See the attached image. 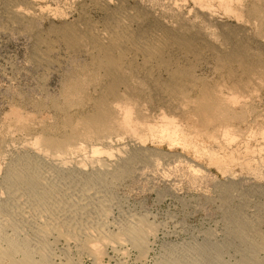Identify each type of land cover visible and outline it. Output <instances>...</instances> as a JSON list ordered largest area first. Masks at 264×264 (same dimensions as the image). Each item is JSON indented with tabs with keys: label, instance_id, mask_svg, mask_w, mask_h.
I'll use <instances>...</instances> for the list:
<instances>
[{
	"label": "bare ground",
	"instance_id": "obj_1",
	"mask_svg": "<svg viewBox=\"0 0 264 264\" xmlns=\"http://www.w3.org/2000/svg\"><path fill=\"white\" fill-rule=\"evenodd\" d=\"M73 1L83 13L94 15V18L81 26L68 25L64 21L63 30H58L57 36L60 34V39L71 43L78 39L77 46L90 56L91 62L65 83L62 106L53 104L54 109L60 111L59 120L53 125L44 124L40 129H32L23 144L25 152L12 155L5 174L10 197L4 204L0 203V264L38 262L33 260L36 251L24 246L32 237L20 229L23 217L29 218L24 221L25 228L30 223L35 225V239L41 238L45 230L55 228L70 240L75 227L81 228L79 239L94 255L101 253L109 241L129 240L143 247L144 233L150 229L149 225L142 232L137 223L121 225L115 222L120 225V232L113 234L110 230V234L107 223L103 222L110 210L108 205L107 210L108 202L103 195L112 193L113 182L121 179L137 162L158 163L159 155L155 158V154L144 152L147 149L139 144H144L150 135L157 136L158 141L168 140L171 147L175 144H194L195 147L197 140L203 138L204 143L210 144H206V148L211 146L208 148L209 159L214 164L224 163L226 157H218L216 149L226 147L228 150V146L222 147L238 142V137L243 136L239 127L248 121L252 102L264 96V63L252 60L236 47L241 36L246 34L264 50V0H260L262 6L255 10L246 0H189L191 9L207 19H218L215 17L218 12L236 18L238 31L223 40L203 28L190 34L188 31L193 22L185 14L182 20L145 14L133 4L130 6L131 0ZM177 1L174 2L176 5ZM0 4H4L7 15L14 19H33L46 7L40 0L16 4L0 0ZM245 6L250 7L249 10ZM237 40V45H232ZM167 53L176 57L186 55L190 59L204 53L216 55L221 74L209 84L188 79L180 68L179 59L163 64ZM157 72L165 73L167 79L163 82L152 80ZM151 92L154 93L153 102L150 101ZM15 110L14 119L10 118L23 126L25 115ZM260 136L264 139V126ZM125 138L137 148L124 157ZM85 148L92 151L89 160L85 155L84 159L77 157ZM230 156L233 161L234 154L230 153ZM4 210H9V214ZM14 211L20 214L17 219L12 217ZM8 227L12 229L9 235L6 233ZM66 228L71 231H64ZM37 252L42 256L41 263L45 264L47 251L41 248ZM21 254V261H17L15 256Z\"/></svg>",
	"mask_w": 264,
	"mask_h": 264
},
{
	"label": "rangeland",
	"instance_id": "obj_2",
	"mask_svg": "<svg viewBox=\"0 0 264 264\" xmlns=\"http://www.w3.org/2000/svg\"><path fill=\"white\" fill-rule=\"evenodd\" d=\"M9 1L15 4L24 2V0ZM67 1L40 0V4L48 7H45L46 14L42 11L33 19L11 18L7 15L4 4H0V145L3 146V149H0V203L3 202L2 204L10 197L5 186V174L12 155L25 152L23 144L25 145L32 129L53 125L59 120L60 111L54 109L53 104L62 106L64 103L62 91L65 83L91 62L90 56L77 46L78 39H73L71 43L60 39V34L59 38L57 36L58 30H63L64 23L81 26L94 18V15L83 13L77 2ZM178 1L179 5L174 3L175 0H131L129 4L130 6L133 4V7H137L145 14L149 12L171 20H182L185 14L193 22L191 30L188 31L190 34L199 32L203 28L202 30H206L207 33L214 34L218 40H223L231 38V35H235L238 31L239 22L235 17L218 12L215 16L218 19L210 17L207 19L198 11L191 9L192 3L189 0ZM246 1L253 10L262 6L260 0ZM246 8L249 10L250 7ZM237 43L238 40L236 43L232 42V45L236 46ZM238 45L236 47H240V50L252 60L264 63V50L260 49L251 35L241 36ZM210 55L198 54L190 59L191 57L186 55L176 57L167 53L162 62L166 65L179 59L180 68L186 78L209 84L215 82L222 71L217 56ZM139 79L144 81L141 77ZM155 79L163 82L167 79V75L157 72L152 80ZM151 93L150 101L153 102L154 93ZM254 101L253 106L250 107L253 109H249L248 123L245 122L239 127L243 132L241 133L243 136L240 134L241 140L238 137V142L241 141L240 146L238 142L233 145L222 143L224 145L222 148L231 147L230 150L228 149L230 152L226 147L220 148L221 150L215 148L218 157H226L225 164L222 162L214 164L209 159L208 148L211 146L206 148V144L208 146L209 143H204L203 138L197 140L196 148L193 147L194 144H175L171 147L168 140L159 139L162 141L160 143L157 136L150 135L144 144H139V147L141 145L147 149L144 152L148 151L152 156L155 154V158L159 155L158 163L137 162L121 179L113 182L115 184L111 187L112 193L103 195L108 202L106 206L108 205L110 209L108 210L107 206L108 214L103 222L107 223V231L111 230L113 234L120 232V225L116 223L121 225L137 223L142 232L149 225L150 229L144 233L143 247L129 240H116L111 241L112 243L109 241L110 244L106 243L108 245L105 244V248L103 247V251L97 256L83 241H80L81 228H73L75 232L70 240L55 228L45 230V235L35 239L33 232L35 225L30 223L25 228L24 221L29 218L23 217V222L19 223L20 229L23 228L25 233L32 237L31 242H27L24 246L28 245L29 250L36 251L33 255L34 263L38 261L36 264H42V256L40 257L37 251L45 248L48 253L45 264H48L49 260L53 264H264V139L260 136L264 126V96ZM13 110L25 115L26 123H23V126L27 124L26 127L16 124L12 117ZM236 110L240 111V107L236 106ZM129 140L128 138L123 140V147L127 146L124 147L126 150H123L124 157L137 148ZM232 147H236V151L234 148L232 150ZM252 147L255 149L253 150ZM85 150L82 151L84 154L79 153L77 157L84 159L85 155V159L89 160L88 156L92 155V151L90 148ZM226 153H229L227 154L229 156ZM230 153L235 156L233 161ZM4 211L9 214V210ZM19 215L18 211H14L12 217L17 219ZM30 220L33 221L32 218ZM66 230L71 231L68 228L64 231ZM11 232L12 229L8 227L7 235ZM22 256L23 254L16 255L15 259L21 261Z\"/></svg>",
	"mask_w": 264,
	"mask_h": 264
}]
</instances>
